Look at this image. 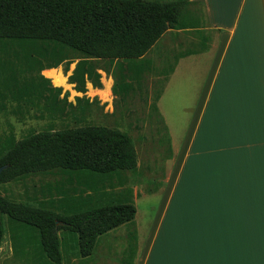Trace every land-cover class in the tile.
Returning a JSON list of instances; mask_svg holds the SVG:
<instances>
[{"label": "trees", "instance_id": "trees-1", "mask_svg": "<svg viewBox=\"0 0 264 264\" xmlns=\"http://www.w3.org/2000/svg\"><path fill=\"white\" fill-rule=\"evenodd\" d=\"M190 3L0 0V113L50 119L41 131H28L21 138L10 132L0 138V166L8 165L0 182L52 169L94 176L85 198L59 204L51 200L50 207L18 202L0 192V247L4 215L19 225L17 240L22 247L35 243L41 264H63L62 244L66 250L73 245L80 257H89L100 236L134 220L137 208L131 189L104 190L106 184L125 186L126 172L137 168L133 137L117 127L88 123L96 98L77 96L73 103L69 92L61 96L63 88L54 86L42 71L77 60L69 81L78 92L87 91L88 81L101 87L102 69L114 78V94L128 97L155 69L146 55L166 31L195 29L199 42L174 54L175 61L159 71L167 80L180 57L204 50L209 40L204 33L205 12L189 10ZM133 248L122 264H134Z\"/></svg>", "mask_w": 264, "mask_h": 264}, {"label": "crops", "instance_id": "crops-1", "mask_svg": "<svg viewBox=\"0 0 264 264\" xmlns=\"http://www.w3.org/2000/svg\"><path fill=\"white\" fill-rule=\"evenodd\" d=\"M202 2L205 49L180 57L166 82L182 61L192 62L193 70L205 61L204 71H197L198 94L187 108L188 132L176 148L177 178L147 238L137 235L136 216L126 223L120 251L124 258L133 246L134 264H264V0ZM187 170L199 200L184 198L170 213ZM107 233L98 243L110 239Z\"/></svg>", "mask_w": 264, "mask_h": 264}, {"label": "rangeland", "instance_id": "rangeland-1", "mask_svg": "<svg viewBox=\"0 0 264 264\" xmlns=\"http://www.w3.org/2000/svg\"><path fill=\"white\" fill-rule=\"evenodd\" d=\"M190 1L189 10L199 9L202 13L204 12L202 0ZM209 34L213 35L211 32ZM199 35L195 29H168L146 55L152 60L155 69L145 75L139 86L135 85L133 93L128 97L114 94V78L111 73L102 69L100 70L101 87H94L88 81L86 83L87 91L85 93L78 92L75 89V83L69 81V76L72 74L77 60L69 64L63 63L45 73V69L42 71L45 76L47 75L46 77L51 79L54 86H60L54 81L57 76L71 84V90L60 86L63 88L61 96L66 91L69 92V101L75 103L77 96H86L91 100L96 98L88 114V123L117 127L133 137L138 152L137 168L134 171L126 172L128 182L125 186L111 188L106 184L104 190L119 192L125 188L131 189L137 208L135 227H137V235L140 239L147 238L152 232L153 223L161 215V201L163 197L169 199L173 189L178 174L176 148L188 132L192 113L187 108L193 105L196 92L198 94L199 91L202 74L199 75L197 72L199 66L203 72L206 63L204 61L196 65V70H193L194 68H189L192 62L185 66V61H182L178 71L171 77L167 85V80L159 71L167 67L168 62L174 61V54L197 44L200 40ZM191 59L193 60L192 57ZM108 79L112 81L109 94L105 92ZM160 92L161 95L156 100V95ZM153 105H157L158 109H154ZM49 125L50 119L48 118L31 116L21 119L10 112H3L0 113V138L10 132H13L17 138H21L28 131H41ZM184 174L172 196L170 213L178 211L177 203L183 201L184 198L190 199V201L199 200L197 181L193 179V176L191 177L188 170ZM93 177L85 172L68 173L60 169L39 171L8 182H0V192L18 202L50 207L51 200H55V204H59L60 200L73 201L72 198H76V200L85 198L91 192L87 185ZM167 183H169L168 188L165 190ZM3 223L5 235L0 247V264H41L35 243L34 245L27 243L28 245L22 247L21 241L17 240L20 233L19 225L12 222L7 215H4ZM168 223L167 219L163 225L164 228L168 226ZM128 226L125 223L118 229L111 230L105 235L110 239L101 237L91 257H80L73 245L66 250L62 244L63 264H120L124 254L123 251H120V246L125 244L124 233L126 231L127 234L129 231ZM161 242L160 239V248ZM110 245L113 247L111 251H109ZM156 248L157 244L155 250ZM49 264L55 263L50 262Z\"/></svg>", "mask_w": 264, "mask_h": 264}, {"label": "bare ground", "instance_id": "bare-ground-1", "mask_svg": "<svg viewBox=\"0 0 264 264\" xmlns=\"http://www.w3.org/2000/svg\"><path fill=\"white\" fill-rule=\"evenodd\" d=\"M56 83H57V85H60V86H63L64 88H69L70 89V86H71V84L70 83H66L63 79H61V78H58L56 81H55ZM111 81H108L107 80V82H106V91L105 92H107L108 94L110 93V88H111ZM71 90V89H70ZM103 90V89H102ZM102 93H103V91H102ZM106 93V94H107ZM106 94H104V95H106ZM107 96V95H106Z\"/></svg>", "mask_w": 264, "mask_h": 264}, {"label": "water", "instance_id": "water-1", "mask_svg": "<svg viewBox=\"0 0 264 264\" xmlns=\"http://www.w3.org/2000/svg\"><path fill=\"white\" fill-rule=\"evenodd\" d=\"M8 165H2L0 166V173L2 172L3 169H5Z\"/></svg>", "mask_w": 264, "mask_h": 264}]
</instances>
